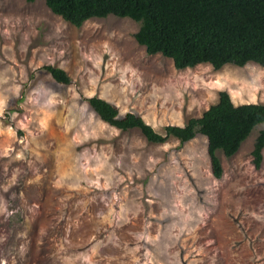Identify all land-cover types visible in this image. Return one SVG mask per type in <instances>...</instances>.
Here are the masks:
<instances>
[{"label":"rangeland","instance_id":"rangeland-1","mask_svg":"<svg viewBox=\"0 0 264 264\" xmlns=\"http://www.w3.org/2000/svg\"><path fill=\"white\" fill-rule=\"evenodd\" d=\"M139 28L115 16L76 28L45 0H0V264H264V159L256 169L252 156L264 124L234 156L217 153V179L201 134L153 144L87 102L163 133L220 92L264 104V68L180 71L136 42Z\"/></svg>","mask_w":264,"mask_h":264},{"label":"trees","instance_id":"trees-1","mask_svg":"<svg viewBox=\"0 0 264 264\" xmlns=\"http://www.w3.org/2000/svg\"><path fill=\"white\" fill-rule=\"evenodd\" d=\"M36 0H27L33 3ZM52 13L80 28L92 19L109 16L140 23L135 40L149 55L171 59L177 70L210 65L215 71L226 66L245 67L253 63L264 68V0H45ZM56 82L71 83L58 67L44 66ZM24 99V93H22ZM87 102L105 123L123 132L138 129L148 142L164 144L171 138L185 144L198 134L206 137L207 151L215 178L223 177L218 152L234 156L259 125L264 124V104L236 106L227 92L200 118L184 126H166L157 132L134 113L119 115L116 105L99 97ZM264 129L252 152L253 164L263 163Z\"/></svg>","mask_w":264,"mask_h":264}]
</instances>
